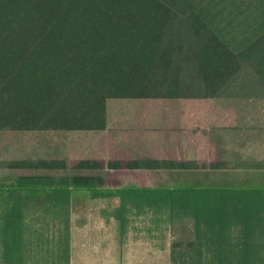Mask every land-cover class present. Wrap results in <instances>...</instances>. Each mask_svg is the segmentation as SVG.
<instances>
[{
  "label": "trees",
  "instance_id": "trees-1",
  "mask_svg": "<svg viewBox=\"0 0 264 264\" xmlns=\"http://www.w3.org/2000/svg\"><path fill=\"white\" fill-rule=\"evenodd\" d=\"M112 98H264V0H0V130L102 131ZM84 159L77 169L102 168ZM59 159L0 161L58 170ZM112 169L183 168L156 159ZM86 174L0 179V264H69L75 192L149 208L174 235L171 264H264V193L107 186Z\"/></svg>",
  "mask_w": 264,
  "mask_h": 264
},
{
  "label": "crops",
  "instance_id": "crops-1",
  "mask_svg": "<svg viewBox=\"0 0 264 264\" xmlns=\"http://www.w3.org/2000/svg\"><path fill=\"white\" fill-rule=\"evenodd\" d=\"M122 99L144 101L131 135L135 159L183 163V168H161L181 173L183 183L176 185L227 187L230 196L251 198L264 193V98ZM80 195L96 204L76 205ZM116 207V199L75 192L69 264H171V241L156 240L159 220L174 236L164 217L135 209L123 224Z\"/></svg>",
  "mask_w": 264,
  "mask_h": 264
},
{
  "label": "rangeland",
  "instance_id": "rangeland-1",
  "mask_svg": "<svg viewBox=\"0 0 264 264\" xmlns=\"http://www.w3.org/2000/svg\"><path fill=\"white\" fill-rule=\"evenodd\" d=\"M140 99L112 98L107 103L108 127L102 131H15L0 130V161L59 159L68 162L67 168L58 170L0 169V179L28 173L53 175L86 174L106 179L107 186H175L183 183L178 172L164 169H112L108 163L135 159L131 147L134 122L144 108ZM158 102V101H155ZM165 104L164 100L161 101ZM168 106V105H165ZM163 106H160V110ZM165 111L168 109L164 108ZM84 159L105 161L102 168L77 169L76 164ZM88 197L80 195L76 205L91 204ZM96 204V203H95ZM106 204V203H105ZM156 240L166 242L180 240L177 235L170 236V230L162 221H156ZM172 232V231H171ZM162 264V261H161Z\"/></svg>",
  "mask_w": 264,
  "mask_h": 264
}]
</instances>
